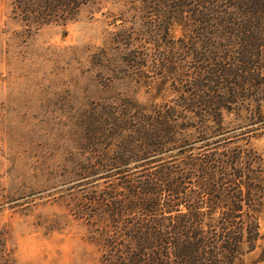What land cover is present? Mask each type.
<instances>
[{
    "label": "trees",
    "instance_id": "obj_1",
    "mask_svg": "<svg viewBox=\"0 0 264 264\" xmlns=\"http://www.w3.org/2000/svg\"><path fill=\"white\" fill-rule=\"evenodd\" d=\"M101 1L12 0V13L38 30ZM113 1L93 56L112 85L81 112L70 215L97 264H247L264 242V162L224 133L227 117L248 128L263 113L264 0Z\"/></svg>",
    "mask_w": 264,
    "mask_h": 264
},
{
    "label": "rangeland",
    "instance_id": "obj_2",
    "mask_svg": "<svg viewBox=\"0 0 264 264\" xmlns=\"http://www.w3.org/2000/svg\"><path fill=\"white\" fill-rule=\"evenodd\" d=\"M122 9L102 0L67 24L28 30L13 18L12 0H0V244L11 264L98 263L87 229L67 209L77 182L65 172L81 159V112L112 85L93 56L115 31L109 15ZM173 35L181 37L182 28ZM117 91L128 92L122 85ZM138 98L148 102L144 90ZM251 123L243 128L227 117L224 138L231 146L249 142L264 162V108ZM260 225L264 235V211ZM246 262L264 264V242Z\"/></svg>",
    "mask_w": 264,
    "mask_h": 264
}]
</instances>
